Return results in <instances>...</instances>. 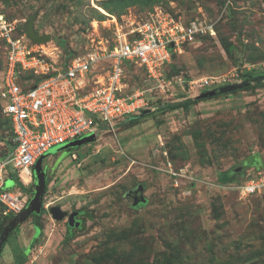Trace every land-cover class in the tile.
I'll list each match as a JSON object with an SVG mask.
<instances>
[{
    "label": "rangeland",
    "instance_id": "rangeland-1",
    "mask_svg": "<svg viewBox=\"0 0 264 264\" xmlns=\"http://www.w3.org/2000/svg\"><path fill=\"white\" fill-rule=\"evenodd\" d=\"M158 12L207 20L215 33L184 45L167 66L170 77L191 83L190 91L151 92L146 71L134 64L125 76L128 92L148 91L164 104L201 95L203 78L214 81L209 90L247 75L264 78V0H0V13L17 20L19 32L37 16L36 32L52 39L33 46L55 70L111 47L118 33ZM5 58L0 39V66ZM262 81L186 107L157 108L94 141L89 133L51 147L41 161L42 230L32 217L19 225L0 264H18L31 245L25 264H264V192L242 198L238 191L249 174L264 171ZM11 138L0 101V158L13 149ZM11 174L6 188L16 191L21 185ZM35 182L22 188L30 199ZM139 184L143 196L135 205L129 192ZM55 205L79 211L80 225L54 219Z\"/></svg>",
    "mask_w": 264,
    "mask_h": 264
},
{
    "label": "built area",
    "instance_id": "built-area-1",
    "mask_svg": "<svg viewBox=\"0 0 264 264\" xmlns=\"http://www.w3.org/2000/svg\"><path fill=\"white\" fill-rule=\"evenodd\" d=\"M214 33V25L207 20L186 21L158 12L118 33L111 47L103 45L55 70L41 58L24 30H17V20L0 13V39L6 49L0 101L14 142L13 149L0 158L2 214H19L30 199L21 188H6L11 173L29 187L37 160L51 147L92 132L115 131L130 116L158 108L161 98L147 96L148 91L128 92L129 67L140 65L152 82L149 91L158 95L190 91L191 83L186 87L181 77H169L167 66L184 45H196ZM213 84L212 79L201 80L204 90ZM238 191L242 198L262 194L264 171L249 174Z\"/></svg>",
    "mask_w": 264,
    "mask_h": 264
},
{
    "label": "water",
    "instance_id": "water-1",
    "mask_svg": "<svg viewBox=\"0 0 264 264\" xmlns=\"http://www.w3.org/2000/svg\"><path fill=\"white\" fill-rule=\"evenodd\" d=\"M36 15H33L29 22L26 24L25 27V34L26 36L33 42H47L52 39L50 34L46 35H38L35 29V19ZM172 46V45H171ZM1 70V66H0ZM260 78L256 79L255 82H260ZM251 84L249 81H242L235 84H229L222 87H219V89H212L206 92H203L200 97L206 98L209 96H215L218 92L220 93H227L236 91L239 89H243L244 87H248ZM151 110H146L147 113H149ZM146 113V114H147ZM140 115V114H139ZM97 138V134L92 132L90 135L87 136V140L94 141ZM44 158V155L41 156L38 161L36 162L34 166V176L36 178L35 186H36V192L33 195V197L29 200L27 206L17 215H15L3 228L1 234H0V251L3 247V245L6 243L8 238L10 237L11 233L21 224L26 222L32 214H40L43 207V199H44V193L46 190L47 182H46V172L44 170V167L41 163L42 159ZM133 193H136V195L133 196L134 198V204H138L140 202V198L137 196V194L143 193V185L139 184L134 190H131L129 192L130 195H133ZM143 196V195H142ZM142 198V197H141ZM51 215L54 217V219L58 221H62L65 218H68V226H79L80 221L77 219L79 216V211H73L71 213L64 211L60 205L51 206L49 208Z\"/></svg>",
    "mask_w": 264,
    "mask_h": 264
},
{
    "label": "trees",
    "instance_id": "trees-1",
    "mask_svg": "<svg viewBox=\"0 0 264 264\" xmlns=\"http://www.w3.org/2000/svg\"><path fill=\"white\" fill-rule=\"evenodd\" d=\"M189 21V20H188ZM176 54H178V53H173V57H174V55H176ZM170 65V64H169ZM167 75H168V72H167ZM169 76V75H168ZM170 77V76H169ZM260 78V82H255V85H262L263 84V79L264 78H261V77H259ZM256 79H258V77H252L251 75H247V78H246V81H249V82H254V81H256ZM252 84H250L249 86H251ZM244 88H247V87H244ZM214 89H219V87L218 88H214ZM206 91H209V89H206V90H204V91H202L201 93H203V92H206ZM221 93L220 92H218L215 96H217V95H220ZM212 96H209V97H206V98H203V97H200V95L199 96H197V97H195V98H187V99H185V100H182V101H177V102H171V103H164V104H162L161 103V100H158V104H157V106H158V109H160V110H174V109H178V108H182V107H186V106H188V105H190V104H192V103H194V102H198V101H201V100H204V99H209V98H211ZM214 97V96H213ZM150 112H152V111H150ZM146 111L144 110V111H142V113L140 114V115H134V116H130L128 119H126V120H128L129 122H134V121H137V119L139 118V117H142V116H144V115H146ZM8 119V118H7ZM125 120V121H126ZM8 121H9V119H8ZM125 121H123V122H125ZM123 122H121L120 124H122ZM9 123H10V121H9ZM11 126V125H10ZM11 137H12V132H11ZM12 139V138H11ZM14 145V142L12 141V145L11 146H13ZM9 153V152H8ZM8 153H6L3 157H5ZM254 165L256 166V168L257 169H259V168H261V165L259 164V163H254ZM225 175H226V179H231L233 176H234V172H233V170L232 171H228V172H226L225 173ZM18 183L21 185V189L23 188V189H26V188H29V187H24L19 181H18ZM30 200V199H29ZM2 211H4L3 210V208L1 209V211H0V234H1V232H2V230H3V228H4V226H5V223H6V220H8V221H10L15 215H13V214H8V215H6V216H4L3 214H2ZM46 213V211H45V209L42 207V211H41V213L40 214H36V213H34V214H32L31 215V217H32V220H33V222H34V224L36 225V227H37V230H38V233H40L41 232V230H42V227H41V224H40V220H41V217L44 215ZM5 246V244L3 245V247ZM32 246V245H31ZM30 246V247H31ZM3 247H2V249H3ZM30 247H28L27 249H25L22 253H21V255H20V257H19V260H18V264H25V262H26V259H27V256H28V252H29V250H30ZM2 249H1V251H0V253L2 252Z\"/></svg>",
    "mask_w": 264,
    "mask_h": 264
},
{
    "label": "flooded vegetation",
    "instance_id": "flooded-vegetation-1",
    "mask_svg": "<svg viewBox=\"0 0 264 264\" xmlns=\"http://www.w3.org/2000/svg\"><path fill=\"white\" fill-rule=\"evenodd\" d=\"M253 82H251V84H252ZM133 195H136V193H133ZM141 195H142V193L141 194H137V196L140 198L141 197ZM77 219H78V217H77Z\"/></svg>",
    "mask_w": 264,
    "mask_h": 264
},
{
    "label": "bare ground",
    "instance_id": "bare-ground-1",
    "mask_svg": "<svg viewBox=\"0 0 264 264\" xmlns=\"http://www.w3.org/2000/svg\"><path fill=\"white\" fill-rule=\"evenodd\" d=\"M25 181H28V179H25Z\"/></svg>",
    "mask_w": 264,
    "mask_h": 264
}]
</instances>
